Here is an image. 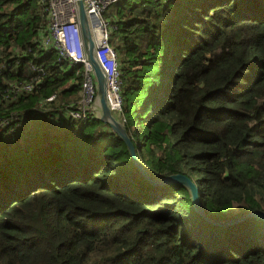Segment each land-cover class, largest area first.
I'll return each mask as SVG.
<instances>
[{"label":"trees","instance_id":"trees-1","mask_svg":"<svg viewBox=\"0 0 264 264\" xmlns=\"http://www.w3.org/2000/svg\"><path fill=\"white\" fill-rule=\"evenodd\" d=\"M104 18L113 114L151 176L189 177L217 222L264 212V0H118ZM49 35L42 0H0V264H264L263 221L208 222L94 111L71 117L85 69Z\"/></svg>","mask_w":264,"mask_h":264},{"label":"built area","instance_id":"built-area-1","mask_svg":"<svg viewBox=\"0 0 264 264\" xmlns=\"http://www.w3.org/2000/svg\"><path fill=\"white\" fill-rule=\"evenodd\" d=\"M42 1L46 4L50 19V35L45 40L46 45L54 43L61 57L84 66L82 99L76 110L69 111L73 119L82 120L89 112L94 111L97 86L85 51L77 0ZM84 2L93 36L97 41V56L107 73L109 106L114 113H120L122 111L121 73L116 51L109 41V24L104 18L105 11L118 0H84ZM26 89L31 91L32 87L28 86ZM52 100L54 98L48 101Z\"/></svg>","mask_w":264,"mask_h":264},{"label":"water","instance_id":"water-1","mask_svg":"<svg viewBox=\"0 0 264 264\" xmlns=\"http://www.w3.org/2000/svg\"><path fill=\"white\" fill-rule=\"evenodd\" d=\"M79 22L81 26L84 46L88 61L93 69V74L97 84L96 93V109L98 110L97 117L106 125H109L119 138L127 145L132 163L140 171L142 176L153 186H166L179 184L185 186L191 193V199L194 210L208 222L221 227L233 226L249 219L255 218L264 222V212L257 211L237 219L228 220L226 222H217L211 219L201 202L199 187L187 176L183 174H174L161 179H154L147 168L144 166L139 156L137 155L132 137L129 135L127 126L121 123L113 114L108 102V79L107 73L104 70L97 56V41L92 32L91 23L87 13L84 0H77Z\"/></svg>","mask_w":264,"mask_h":264},{"label":"rangeland","instance_id":"rangeland-1","mask_svg":"<svg viewBox=\"0 0 264 264\" xmlns=\"http://www.w3.org/2000/svg\"><path fill=\"white\" fill-rule=\"evenodd\" d=\"M94 112H95L96 115L98 114V110L96 109V102H95ZM114 116H116V117L119 119V121H120L121 123H123V124L126 125L127 120H126V118H125V116H124L123 114H122V115L117 114V115H114ZM238 210H239V209H238V205H236L233 209H231V210L228 212V216H229L230 218H234V217L238 214V212H239Z\"/></svg>","mask_w":264,"mask_h":264},{"label":"clouds","instance_id":"clouds-1","mask_svg":"<svg viewBox=\"0 0 264 264\" xmlns=\"http://www.w3.org/2000/svg\"><path fill=\"white\" fill-rule=\"evenodd\" d=\"M95 78V77H94ZM96 86H97V84H96ZM114 113V112H113ZM125 125V124H124Z\"/></svg>","mask_w":264,"mask_h":264}]
</instances>
